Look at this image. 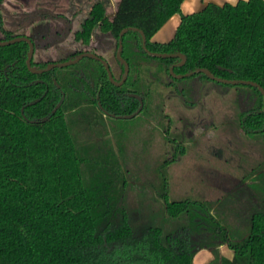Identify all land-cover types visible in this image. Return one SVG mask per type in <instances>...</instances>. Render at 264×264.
I'll return each mask as SVG.
<instances>
[{
    "label": "trees",
    "instance_id": "obj_1",
    "mask_svg": "<svg viewBox=\"0 0 264 264\" xmlns=\"http://www.w3.org/2000/svg\"><path fill=\"white\" fill-rule=\"evenodd\" d=\"M183 1L119 0L112 17L103 2L92 6L75 32L81 44H89L100 27L118 48L121 31L137 27L150 51L187 58L177 65L180 57L150 56L141 33L129 30L122 56L130 73L120 86L96 59L34 73L27 66V42L0 46V264H193L205 248L215 252L210 264H264V198L244 218L234 216L225 199H172L165 169L173 159L163 161L155 181L133 169L139 167L126 151L129 123L143 127L153 121L145 136L154 142L156 130L169 131L161 90L172 87L188 98L194 79L202 87L208 81L252 92L256 99L241 121L247 132L254 127L264 133V95L257 86L225 84L203 72L177 78L170 70L174 64L175 74L207 68L220 78L253 79L264 87V0L210 2L183 14L171 40H153ZM5 34L0 40L17 37ZM55 62L37 61L34 53L32 65L42 69ZM119 64L121 76L111 67L117 81L125 73ZM130 93L143 97L141 114L131 120L112 117L139 108ZM112 132H119L118 150ZM135 191L141 210L130 204ZM150 208L149 216L141 212ZM224 244L234 250L233 258L221 256Z\"/></svg>",
    "mask_w": 264,
    "mask_h": 264
},
{
    "label": "rangeland",
    "instance_id": "obj_2",
    "mask_svg": "<svg viewBox=\"0 0 264 264\" xmlns=\"http://www.w3.org/2000/svg\"><path fill=\"white\" fill-rule=\"evenodd\" d=\"M98 2L104 3L107 15L112 17L119 0H3L0 38L5 37V31L13 36L31 37L35 59L40 62L60 61L80 51H93L103 56L115 74L121 76L117 42L110 33L96 27L91 42L86 45L75 35ZM197 82L194 79L190 83L188 98L172 87L163 88L164 111L171 119L169 131L156 130L159 137L154 142L155 137L145 136V131L154 127L153 121L144 122L143 127L137 121L129 123L124 134L126 151L139 167L133 169L154 180L163 161L173 159L165 169L172 199H206L213 203L225 199V206L232 214L244 218L264 198V133L253 132L254 127L247 132L241 121V115L254 104L256 96L250 91L208 81L199 90ZM104 119L111 127V120L107 116ZM118 133L110 135L117 150ZM130 197L131 206L141 210L143 202L136 191ZM141 212L149 216L154 211L150 208Z\"/></svg>",
    "mask_w": 264,
    "mask_h": 264
},
{
    "label": "water",
    "instance_id": "obj_3",
    "mask_svg": "<svg viewBox=\"0 0 264 264\" xmlns=\"http://www.w3.org/2000/svg\"><path fill=\"white\" fill-rule=\"evenodd\" d=\"M129 30H136V31H139L143 37V46H144V49L145 51L150 55V56H153V57H159V58H175V57H180L182 59L181 62H179L177 65H182L185 63L186 61V56L184 54H175V53H159V52H153V51H150L148 48H147V37L144 33L143 30L137 28V27H126L124 28L121 33H120V39H119V47H118V50H117V58L124 64L125 66V73H124V76L122 78V80L120 82H117L114 78V74H113V71L111 69V66H110V63L104 59L102 56L98 55L97 53L95 52H83V53H80L77 57H75L74 59H70V60H67V61H59V62H55V63H52L50 64L48 67L46 68H42V69H36L33 67L32 65V60H33V56H34V53H35V44L32 40L31 37L29 36H25V35H20V36H17V37H14L12 39H9V40H0V46H6V45H11V44H14V43H17V42H22V41H25L29 44L30 46V50H29V54H28V58H27V66L29 68V70H31L32 72L34 73H42V72H45L47 70H51L53 68H56V67H68V66H71L77 62H79L81 59L85 58V57H90V58H93V59H96L98 61H100L106 68L107 70V73L109 75V78L110 80L112 81V83L116 84V85H122L128 78L129 76V73H130V64L129 62L123 58L122 56V50H123V36L125 35L126 32H128ZM176 64L172 65L170 67V70H171V73L177 77V78H184V77H190V76H193L194 74L196 73H206L211 79L213 80H216V81H219V82H222V83H225V84H233V85H237V84H246L248 85L249 84H252V85H255L257 86L262 94L264 95V87L257 81L253 80V79H248V80H243V79H235V80H231V79H225V78H220L218 76H216L211 70L207 69V68H199L197 69L196 71H192L190 73H186V74H175L174 73V67H175ZM131 97H135L137 98L139 101H140V106L139 108L134 112V113H131V114H127V115H111L112 117H117L119 119H133L135 118L136 116L140 115L143 108H144V99L142 96H140L139 94H136V93H130L129 94ZM61 104L62 103H59L53 110L52 112L50 113V117H52L56 112L57 110L61 107ZM23 111V110H22ZM106 115H110L109 113L105 112ZM48 118H44L43 121H47Z\"/></svg>",
    "mask_w": 264,
    "mask_h": 264
},
{
    "label": "crops",
    "instance_id": "obj_4",
    "mask_svg": "<svg viewBox=\"0 0 264 264\" xmlns=\"http://www.w3.org/2000/svg\"><path fill=\"white\" fill-rule=\"evenodd\" d=\"M238 0H184L181 5V10L172 15L167 22L157 31L153 40L157 42H167L171 40L177 30L183 14H190L202 10L208 3L215 2L224 4L225 2L236 3ZM220 254L223 257L233 258L235 252L227 244L219 248ZM215 259V252L211 248H205L199 251L194 257L193 264H210Z\"/></svg>",
    "mask_w": 264,
    "mask_h": 264
},
{
    "label": "flooded vegetation",
    "instance_id": "obj_5",
    "mask_svg": "<svg viewBox=\"0 0 264 264\" xmlns=\"http://www.w3.org/2000/svg\"><path fill=\"white\" fill-rule=\"evenodd\" d=\"M119 47V46H118ZM117 50H118V48H117ZM89 50H86V51H84V52H88ZM90 52H93V51H90ZM83 53V52H82ZM96 53V52H95ZM79 55V54H78ZM77 55V56H78ZM99 55V54H98ZM76 56V57H77ZM101 56V55H100ZM116 56H117V52H116ZM103 57V56H102ZM104 58V57H103ZM105 59V58H104ZM117 60H118V62L120 61L118 58H117ZM111 66V65H110ZM115 78V77H114ZM116 80V79H115ZM122 80V79H121ZM117 81V80H116ZM117 82H120V81H117ZM116 85V84H115ZM118 86H120V85H118ZM196 87H197V89H199V90H201L202 88V82L201 81H198L197 82V84H196ZM175 91H177L178 93H180V94H182L183 95V92L182 91H179V90H175ZM129 95V94H128ZM130 96V95H129ZM135 98V97H134ZM137 99V98H136ZM190 134V136H192V133H189ZM176 142H179V140L177 139L176 140Z\"/></svg>",
    "mask_w": 264,
    "mask_h": 264
}]
</instances>
